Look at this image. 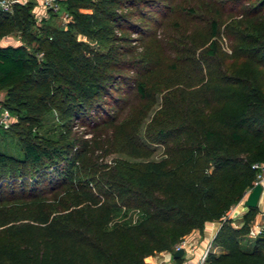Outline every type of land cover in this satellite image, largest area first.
<instances>
[{
  "label": "trees",
  "instance_id": "1",
  "mask_svg": "<svg viewBox=\"0 0 264 264\" xmlns=\"http://www.w3.org/2000/svg\"><path fill=\"white\" fill-rule=\"evenodd\" d=\"M138 1L61 0L70 16L61 27L50 22L53 13L36 24L34 0L0 9V39L18 32L22 40L0 44V90L4 106L16 115L9 128L21 150L19 157L0 151V180L17 176L23 186L28 175L35 180L52 175L50 191L63 187L45 197V189L33 183L31 191L21 190L20 200L0 203V264H146V256L172 252L191 230L214 220L220 225L203 264H264V227L250 248L240 242L256 208L244 212L240 225L224 217L253 186L251 164L264 163V93L258 79L223 76V95L213 101L224 107L214 109L206 84L166 90L142 131L147 142L172 143L160 159H104L111 152L135 158L147 153L138 136L140 119L106 138L103 147L72 131L73 120L98 110L120 68L112 48L97 50L90 42L118 39L122 12ZM210 35L206 52L214 55V22ZM253 44L247 58L264 66V24ZM136 90L145 96L142 83ZM51 111L58 114L57 129L32 131ZM118 207L139 216L111 223Z\"/></svg>",
  "mask_w": 264,
  "mask_h": 264
},
{
  "label": "rangeland",
  "instance_id": "2",
  "mask_svg": "<svg viewBox=\"0 0 264 264\" xmlns=\"http://www.w3.org/2000/svg\"><path fill=\"white\" fill-rule=\"evenodd\" d=\"M130 9L122 12L125 22L123 29L115 31L118 39L90 42L97 50L112 48L117 53L115 55L120 61L117 66L120 68L107 85L98 110L90 111L85 118L73 120L72 131L79 138L97 140L103 147L106 138L128 129L140 119L138 136L148 150L143 157L137 158L111 152L104 157L105 160L114 157L128 160L165 157L172 143L147 142L142 131L161 105L162 95L168 89L189 82L195 83V86L206 84L211 109L224 107L223 102L215 104L213 100L223 95L220 90L225 86L220 79L225 75L238 74L258 79L257 88L264 93V66L252 64L247 58L254 47L257 29L264 24V0H139ZM65 15L66 10L61 5L50 22L61 27ZM68 18L69 14L65 21ZM212 22L218 30L215 36L217 47L216 53L209 55L206 49L213 39L210 35ZM78 39L85 40L79 35ZM21 43L18 32L0 39L1 45ZM138 83L144 87V97L136 90ZM228 89L231 86L228 85ZM4 102V91L0 90V116L4 109L9 114L6 127L0 121V151L19 157L18 141L9 128L16 121V115L4 106ZM42 123L41 127L32 131L44 133L45 129L49 132L55 127L57 129L60 124L57 112L45 114ZM35 177L28 175L23 186L17 176L15 180L2 178L0 183H5L0 187V203L20 200L21 190L23 193L31 191L33 183L45 189V197L63 189L59 186L56 192L50 191L56 183L52 175L37 177L36 180ZM15 196L17 199L13 198ZM138 216L139 212L135 209L118 207L113 212L111 223L135 221ZM252 238L242 237V246L250 248ZM182 242L184 237L179 243Z\"/></svg>",
  "mask_w": 264,
  "mask_h": 264
},
{
  "label": "crops",
  "instance_id": "3",
  "mask_svg": "<svg viewBox=\"0 0 264 264\" xmlns=\"http://www.w3.org/2000/svg\"><path fill=\"white\" fill-rule=\"evenodd\" d=\"M34 13L41 12L40 7L35 3L32 10ZM45 19V18H44ZM47 19V18H46ZM36 23V17H35ZM37 24V23H36ZM262 188L256 203V213L250 223L249 229L255 230L258 225H264V181L261 183ZM247 192V191H246ZM246 193L243 197L225 213L224 217L231 218L234 225L241 224V217L248 209L244 203ZM223 217V218H224ZM220 225V221H207L201 230L193 229L184 236V252L181 260L177 264H198L199 258L207 247H210L211 240ZM245 237H250L246 235ZM214 250L217 247L213 248ZM146 264H176L175 258H172L171 252L161 251L144 258Z\"/></svg>",
  "mask_w": 264,
  "mask_h": 264
},
{
  "label": "built area",
  "instance_id": "4",
  "mask_svg": "<svg viewBox=\"0 0 264 264\" xmlns=\"http://www.w3.org/2000/svg\"><path fill=\"white\" fill-rule=\"evenodd\" d=\"M27 0H0V9L2 10H10L12 8V6L14 4H24L26 3ZM35 3L40 7L41 12L36 13L35 12V16H36V23L39 24V21L41 18H48L49 13H57L59 11V9L61 8V0H34ZM66 16H68V13L66 12V15L63 17V26H65V23L67 21H65ZM8 112L6 109H4L1 113V122L3 124L4 127L7 126V119H8ZM251 167L255 169V178L253 181V184L256 182L262 183L264 181V163L262 162H254L251 164ZM264 225H258L256 227V229L250 230L248 231V234L250 237H254L255 235H257L262 229H263ZM184 246V243H178L175 245L174 249L178 248V247H182ZM209 247L206 248V250L202 253V255L199 258V263L198 264H203V260L205 258V254L207 252Z\"/></svg>",
  "mask_w": 264,
  "mask_h": 264
},
{
  "label": "water",
  "instance_id": "5",
  "mask_svg": "<svg viewBox=\"0 0 264 264\" xmlns=\"http://www.w3.org/2000/svg\"><path fill=\"white\" fill-rule=\"evenodd\" d=\"M262 185L259 182L253 184V186L246 192L245 198L243 199V203L247 208L255 207L258 197L261 192ZM184 249L182 247H178L171 252L172 258H179L183 255Z\"/></svg>",
  "mask_w": 264,
  "mask_h": 264
}]
</instances>
